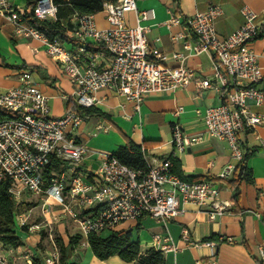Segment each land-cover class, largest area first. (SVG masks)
<instances>
[{
	"label": "built area",
	"instance_id": "2783aa9c",
	"mask_svg": "<svg viewBox=\"0 0 264 264\" xmlns=\"http://www.w3.org/2000/svg\"><path fill=\"white\" fill-rule=\"evenodd\" d=\"M137 1L104 2L101 11L107 23L104 29L96 28L93 15L74 13L68 19L72 29L66 40H50L23 18L24 9L18 8L13 0H0V18L11 26L13 38L38 42L47 56L60 62L63 74L75 88L72 101L78 107H95L99 103L97 93L106 90L116 93L138 111L148 96L186 89L193 81L199 90L224 93L222 104L204 111L196 109L194 113L204 121L211 138L227 143L231 159L239 164L244 151L237 135L246 128L264 126V115L247 110L248 100L256 106L264 103V92L256 87L264 79V69L258 63L259 56L249 46L264 26V12L243 7V23L227 37H221L215 30V22L223 10L218 5L210 6L184 19L186 31L194 36L193 42L181 33L173 34L170 39L181 46V51L168 55L154 50L150 59L146 37L149 28L145 23L155 18V12L138 9ZM56 13L57 6L51 0H38L33 18L55 20ZM128 13L134 14L133 27L125 24ZM180 23V18L173 15L164 25L171 29ZM65 41L71 46L65 47ZM201 54L213 58L211 79H197L185 63L189 57ZM102 58L108 60V65H100ZM169 59L176 63L174 67L164 66ZM0 110L9 116L0 121V181L8 179V191L17 204L25 194L41 200V221H30V212L28 215L17 212L14 220L17 229L25 227V241L31 235L46 233L53 251L48 252L42 264H59L60 260L50 219L72 222L78 236L85 238L80 245L86 247L88 236L112 231L119 224L143 217L166 226L183 213L186 204L205 210L210 222L231 208L230 202L220 200L219 189L212 180H181L170 173L167 158L150 164L145 152V171L131 169L106 155L94 174H84L80 165L89 150L75 138L83 119L70 111L61 118L52 117L48 97L33 82L29 70L19 72L16 86L0 92ZM182 112L179 106L173 114L178 117ZM108 131L109 126L97 124L92 136ZM170 132L177 153L202 141V134L187 135L179 123H174ZM53 161L58 168L46 175ZM235 169L230 164L218 179H227ZM51 204L59 207L58 212L50 210ZM180 236L183 242L189 241L187 229H182ZM220 241L230 243L231 239ZM204 244L216 245L211 240ZM152 245L163 255L179 250L168 233L154 235ZM10 252L14 250L10 248ZM22 259L24 264H33L29 254H24ZM258 262L264 264V246L258 248ZM0 264L14 263L0 253Z\"/></svg>",
	"mask_w": 264,
	"mask_h": 264
},
{
	"label": "crops",
	"instance_id": "0c3cea01",
	"mask_svg": "<svg viewBox=\"0 0 264 264\" xmlns=\"http://www.w3.org/2000/svg\"><path fill=\"white\" fill-rule=\"evenodd\" d=\"M13 3L20 9L25 5L24 0H13ZM213 5H218L223 10V15L215 22V30L221 37H227L243 23V7L247 6L256 13L264 12V0H138V9H152L155 12V18L145 23L149 28L146 37L150 59L154 50L168 55L181 51V46L173 44L170 39L173 34L181 33L185 39L193 42L194 36L186 31L184 19L204 12ZM173 15L178 16L181 23L167 29L164 23ZM93 19L97 29L107 27L102 12L93 15ZM125 24L128 27L135 25L133 13L125 15ZM11 33V26L0 18V92L16 86L19 72L29 70L33 82L48 97L50 115H64L68 100H73L75 88L63 74L60 62L47 56L38 42L13 38ZM69 33L70 31H66V38ZM249 46L259 56L258 63L264 69V37L252 40ZM99 63L104 66L109 62L102 58ZM185 63L194 71L197 79L212 78L213 58L210 54L189 57ZM163 64L167 67L176 65L171 59ZM256 87L264 92V79ZM97 98L99 103L94 108L106 117L92 116L86 119L78 129L77 133L80 135L75 134L77 141L84 143L89 150L80 165L84 174H94L100 166L102 156L111 155L119 146L130 140L142 147L150 164L153 160L172 156L178 161L184 177L212 180L219 189L220 200L231 203L230 210L213 222L208 221L205 210L194 204H186L182 208L183 213L169 221L166 226L149 217H143L138 221L119 224L112 231L132 233V230L136 229L137 236L134 238L132 233V238L139 241L142 252L153 248L154 235L168 233L179 250L177 253L164 254L165 264H196L197 261L204 264H259L258 248L264 246V126L246 128L237 135L244 153L251 149L256 151L246 160L253 182L248 184L242 181L238 190L233 191L228 181L232 177L236 179L238 171L231 173L224 180H219L218 176L230 164L235 168L239 164L231 159L227 143L211 138L205 131L204 121L194 113L196 109L204 111L207 107L222 104L224 93L212 89L199 90L193 81L186 89L148 96L138 111L114 92L100 91ZM179 106L183 108V112L176 117L173 113ZM247 110L253 114L264 115V103L256 106L253 101L248 100ZM174 123H179L187 135L202 134V141L183 153L175 152L170 132ZM97 124L109 126L108 133L92 136ZM235 194H238L236 202L233 200ZM25 196L26 194L23 198ZM55 212H58V209ZM182 229L189 232L188 242L181 240ZM213 237L216 238L212 240L216 243L214 247L204 244ZM220 239H231V242H218ZM69 263L79 264L73 260ZM88 264L136 263H126L117 256L99 261L91 254Z\"/></svg>",
	"mask_w": 264,
	"mask_h": 264
},
{
	"label": "trees",
	"instance_id": "16d2710c",
	"mask_svg": "<svg viewBox=\"0 0 264 264\" xmlns=\"http://www.w3.org/2000/svg\"><path fill=\"white\" fill-rule=\"evenodd\" d=\"M38 0H24V16L23 18L44 33L50 40L55 38L65 40L66 31L72 29L69 23V18L74 13L79 15H95L102 11V5L106 1L111 0H51L57 6L55 20L40 21L33 18V9ZM264 37V26L259 29L257 36L254 39ZM253 39V40H254ZM19 69V68H18ZM74 112L81 116L83 121L90 117H106L100 110L92 108H82L75 105L72 100H68L66 104V112ZM9 116L0 110V121L7 119ZM255 149H251L244 153L243 160L239 163L235 172L238 171L237 178L232 177L228 181L233 191H237L239 183L244 181L251 184L253 182L252 173L246 166V160L249 156L255 153ZM141 146L136 145L130 140H127L125 145L119 146L111 156L116 158L123 165L138 171H145L147 164L143 158ZM170 161L169 171L171 174L179 177L187 182L197 181L192 178L184 177L180 171V165L174 157L167 158ZM58 164L52 162V165L47 167L46 175L51 169L57 170ZM48 177V176H47ZM9 181L3 178L0 181V243L6 248L13 250L23 246V238L18 235L19 230L26 235L25 227L17 229L15 227V215L18 212V205L9 193ZM238 194H235L233 200L236 202ZM234 202V203H235ZM19 213V212H18ZM80 237L70 238L68 245L64 246L59 240L60 260L59 264H76L69 263L70 251L78 242ZM216 240L215 237L210 239ZM208 241V240H207ZM88 247L93 256L99 261H105L112 256L119 257L126 263L134 262L136 264H165L164 255L150 248L144 252L141 251L139 241L133 240L131 231H107L101 234L88 236ZM33 264H42L40 259L32 256Z\"/></svg>",
	"mask_w": 264,
	"mask_h": 264
},
{
	"label": "rangeland",
	"instance_id": "374dc122",
	"mask_svg": "<svg viewBox=\"0 0 264 264\" xmlns=\"http://www.w3.org/2000/svg\"><path fill=\"white\" fill-rule=\"evenodd\" d=\"M65 47H70L71 44L67 41L64 42ZM64 115L60 117L55 118H61ZM78 132V131H77ZM75 133L76 136H79L80 133ZM106 153V152H105ZM107 154V153H106ZM42 202L40 199L32 197V196H25L23 198V202L18 205V212L20 214H26L28 215L30 212V221L32 222H39L43 219L40 206ZM59 209L58 206L52 205L50 207V210L55 212V210ZM51 229H52V238L55 243V248L60 254V246H59V240L62 242L64 246L68 245L70 238L78 237V232L75 228V225L67 220L53 222L52 219ZM147 227V225H145ZM18 235L23 238V246L19 249L14 250V252H10V248L2 247L0 249L1 255H3L5 258L12 261L14 264H24V260L22 257L24 254H29L31 257L36 256L40 259L42 262L44 257L48 254L49 251H53V247L51 246V243L47 239V235L45 232L40 233L39 235H31L28 240L25 241L26 235L21 233L19 230ZM133 237L136 238L137 231L136 229L132 230ZM80 237V236H79ZM85 238L80 237L78 242L73 246V248L70 251V260L76 261L79 264H88V259L91 256L92 252L88 246L84 247L81 246V242H84ZM93 255V254H92Z\"/></svg>",
	"mask_w": 264,
	"mask_h": 264
}]
</instances>
